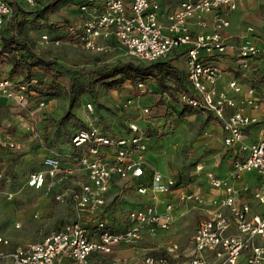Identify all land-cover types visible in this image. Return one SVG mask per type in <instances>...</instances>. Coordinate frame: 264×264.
Here are the masks:
<instances>
[{"label": "built area", "instance_id": "1", "mask_svg": "<svg viewBox=\"0 0 264 264\" xmlns=\"http://www.w3.org/2000/svg\"><path fill=\"white\" fill-rule=\"evenodd\" d=\"M51 1L25 0L33 10H41ZM74 1L86 17L79 23H52L57 36L46 31L39 45L60 46L61 36H68L95 53L124 48L130 58L145 65L180 54L187 77L186 88L177 94L179 102L184 108L215 116L221 123L224 145L235 148L238 157L227 177L205 174L219 194L210 200L207 218L196 228L191 256L181 260L180 244L170 241L165 255L144 254L131 263L127 257L114 256L116 249L125 245L135 248L145 239H157L168 232L174 222V207L167 203L161 210L155 197L150 204L128 210L124 226L118 228L111 225L105 212L111 190L119 182L132 181L140 194L150 191L155 195L171 191L177 180L151 167L147 158L150 138L137 122H128L123 128L105 124L98 116V103L87 102L85 127L71 136L73 150L65 156L48 154L25 181L27 188L41 191L53 202L70 205L74 219L42 240L12 250L7 249L10 240L0 235V261L242 264L246 259L247 264H264V86L257 85L252 75L264 56V41L252 25L237 40L228 35L230 15L242 0H182L166 14L157 0ZM13 13L12 1L0 0V33ZM223 59L229 63L227 71L219 66ZM226 75L227 85L223 87ZM137 87L141 94L148 92L146 82H138ZM0 95L24 104L28 86L4 78L0 80ZM134 102L127 98L126 110L133 108ZM143 112L150 113V108H143ZM32 136L39 134L33 131ZM248 173L257 175V187L246 181ZM7 181L9 175L0 170V186ZM179 200L207 204L202 194L194 191L183 192ZM253 202L263 208L257 211Z\"/></svg>", "mask_w": 264, "mask_h": 264}, {"label": "rangeland", "instance_id": "2", "mask_svg": "<svg viewBox=\"0 0 264 264\" xmlns=\"http://www.w3.org/2000/svg\"><path fill=\"white\" fill-rule=\"evenodd\" d=\"M11 1L18 6V17L24 22L33 52L45 59L55 60L58 66L50 70L35 69L28 74L17 58L2 48V38L12 33L13 13L0 34V80L8 78L25 83L28 86V98L24 104L14 100L6 103L7 98L0 95V169L10 178V181L0 186V235L10 240L9 250L40 241L51 231L74 219L70 205L51 201L41 191L27 188L25 181L30 173L40 168L48 154L57 152L65 156L73 150L70 137L74 131L85 127L87 102L100 104L98 116L105 124L123 128L128 122L135 121L141 126L150 138L149 164L162 175L177 180V185L169 193L180 195L194 191L196 187H207V172L216 176H225L228 172L229 175L238 151L226 147L222 137L219 138L218 131L222 130L220 122L212 114L184 108L170 93H163L153 79L146 82L148 92L141 94L137 84L128 81L120 88L113 89L97 81L95 76L91 79L94 82L91 92L85 91L72 102L68 92L72 83L85 84L89 72L103 63L134 60L124 48L116 47L112 52L95 53L77 45L68 36H61L60 46L39 45L40 36L46 31L51 36H57L55 29L50 26L52 23L76 22L70 15L79 9L74 0L59 3L49 15L48 22L39 19L38 10L31 9L25 0ZM179 2L174 0L169 4L177 5ZM248 24L254 26L258 33L264 34V7L257 5L242 11L231 31L239 32ZM174 57H169L171 63L180 75L185 76V66ZM228 65V61L223 59L219 66L227 71ZM252 75L255 83L261 86L258 76L264 75V56L259 58ZM61 88L65 91L58 95ZM130 97L135 99L134 106L126 110L125 102ZM157 98H162L163 103L155 106ZM145 107L150 108V113L143 112ZM68 112H72V116L64 121L63 117ZM33 131H37L39 137L34 138ZM244 154L241 152V155ZM199 166L203 168L199 170ZM248 176L251 178V173ZM159 195L150 191L140 194L132 181L119 182L108 196L105 209L108 220L111 225L122 228L128 210L150 204L155 197L159 199ZM175 201L178 205L172 203L173 214L177 207L176 213L180 217L177 222H173L169 231L172 236L178 237V243L187 245L197 223L194 214L196 208L194 204H189L184 211L182 205L186 203H182L179 196ZM252 204L257 211L263 208L257 202ZM186 210L188 214L181 216ZM210 260L213 262V256ZM0 264H10V261L1 260ZM242 264H247L246 259Z\"/></svg>", "mask_w": 264, "mask_h": 264}, {"label": "trees", "instance_id": "3", "mask_svg": "<svg viewBox=\"0 0 264 264\" xmlns=\"http://www.w3.org/2000/svg\"><path fill=\"white\" fill-rule=\"evenodd\" d=\"M62 1L64 0H52L43 9L38 10L37 17L48 22L49 15L53 13V9ZM12 3L14 5L13 29L10 35L2 38V48L10 56L17 58L20 62L19 65L25 66L28 74H31L35 69L50 70L58 66L55 60L45 59L33 52L24 29V22L18 17V6L16 2L13 1ZM50 26L53 28V24ZM95 76L97 81H102L107 87L113 89L120 88L128 81L137 84L138 82H147L153 79L163 93H170V96L175 99H178V92L186 88V76L180 75L178 69L174 67L169 58L147 65L136 61H117L114 63H103L89 72L85 84L72 83L68 91L72 102H75L78 98L77 96L85 93V91L91 92L94 83L91 79ZM258 78V83L264 85V75H260ZM64 91L61 88L58 95L64 93ZM161 103H163L162 98H157L155 106ZM98 105L100 104L98 103ZM70 116H72V112H68L63 117V120L69 119Z\"/></svg>", "mask_w": 264, "mask_h": 264}, {"label": "crops", "instance_id": "4", "mask_svg": "<svg viewBox=\"0 0 264 264\" xmlns=\"http://www.w3.org/2000/svg\"><path fill=\"white\" fill-rule=\"evenodd\" d=\"M157 1L161 4L164 14H166L167 12H171V11L175 10L182 0H180L179 4H177V5H170L169 4V2H171V1L174 2V0H157ZM175 1L177 2V0H175ZM257 5H259L261 7H264V0H242L240 2L239 9L237 11L231 13V15H230V17H231V26L228 28L227 33L232 39H234V40L235 39L237 40V38L239 39L240 33L243 32V30L247 26L250 25V24H248V25L242 27L239 32L231 31V29H233L234 25L237 23L238 18L242 14V11L245 12L247 9L253 8L254 6L256 7ZM70 15H71V18L76 21L75 23L81 22L86 17V15L83 12H81L79 9L76 12H74L73 14H70ZM162 19L165 20V15L162 16ZM72 23H74V22H72ZM258 34L261 35L260 36L261 40L264 41V34H261V33H258ZM174 59L180 60L181 63L184 65L183 58L181 57L180 54H177V56H175ZM185 76L187 77L186 74H185ZM227 80H228V77L226 75L223 78L222 82H221V85L223 87L227 85ZM11 101L12 100L7 99L6 103H10ZM219 124L221 125V123H219ZM218 134H219L218 135L219 138L221 139V137H222V141H223V131L219 130ZM215 138L217 139V137H215ZM227 175H228V172H226L225 176H219V177H223L224 178V177H227ZM248 175H249V173L246 174V177H245L246 181L250 183L252 188L257 187V185L259 184L257 175H255L254 173H251V176H252L251 178H249ZM167 177H171V176H167ZM172 178H174V177H172ZM194 192L202 194V196L207 201V204L206 205H198V204H195V203H186V204L182 205L183 206L182 210H184V211L187 208V205H189V204H194L195 205L196 209L194 210L195 211L194 214L197 216V223H196V226H195V230L193 232V236H192L191 240L189 241V243L187 245H184L182 243L180 244V242H179V244L181 246V260H183V259L187 258L188 256L192 255V251H193V237H194L196 228L203 220H205L207 218V207L209 206L208 204H209L210 200L214 196L219 194V190H216V189L212 188L209 185V183H208L207 187H196L194 189ZM177 196H180V195H175V194H173V192H171V193H169V192L160 193V195H159L160 209L163 210L164 207H165V204H167V203H174L177 206L178 204L175 203L176 202L175 200H176ZM176 211H177V207H176V209L174 211V216H175L174 222H177L178 217H180V216H177ZM184 211L181 213V216H185V215L188 214L187 213L188 210H186V212H184ZM171 233H172L171 231L165 232V233L161 234L157 239H145L144 241H142L135 248L127 247V246H121V247H119V250L115 253L114 256L127 257L129 259V261L132 263L135 260L141 259V257L144 254L165 255L166 254L167 244L171 240H175L176 242H178V240H179L178 237L172 236ZM7 249H8V247H7Z\"/></svg>", "mask_w": 264, "mask_h": 264}]
</instances>
